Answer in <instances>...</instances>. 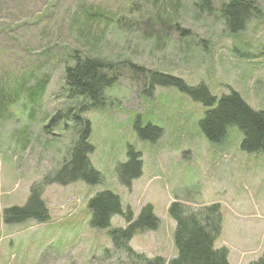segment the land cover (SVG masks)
I'll return each instance as SVG.
<instances>
[{"label": "rangeland", "instance_id": "1", "mask_svg": "<svg viewBox=\"0 0 264 264\" xmlns=\"http://www.w3.org/2000/svg\"><path fill=\"white\" fill-rule=\"evenodd\" d=\"M196 1L0 0V264H130L113 250L109 234L125 227L123 217L113 215L109 229L90 224L88 201L102 191L116 194L134 217L152 206L157 228L128 243L149 258L177 255L175 221L168 215L174 200L218 205L214 247L227 249L228 264L262 255L264 151H243L235 126L221 142H209L199 128L202 104L174 86L150 91L146 75L130 76L126 67L129 62L191 87L203 84L216 99L234 91L264 111V0H255L261 16L233 34L216 12L227 0H213L212 16L198 12ZM183 30L191 36L183 38ZM72 49L124 67L104 92L107 104L84 113L93 146L88 158L101 182L43 185L49 218L5 224L4 209L24 206L31 187L60 167L74 141L71 121L66 128L50 124L66 104L62 77ZM148 125L160 129L159 138L150 139L152 130L148 138L139 136L137 129ZM128 146L141 153L142 168L125 187L115 168L127 161Z\"/></svg>", "mask_w": 264, "mask_h": 264}, {"label": "trees", "instance_id": "2", "mask_svg": "<svg viewBox=\"0 0 264 264\" xmlns=\"http://www.w3.org/2000/svg\"><path fill=\"white\" fill-rule=\"evenodd\" d=\"M194 5L199 9L198 12L213 15V0H197ZM216 12L231 34L243 30L251 18L261 16L255 0H227L216 7ZM182 34L183 38L191 36L187 30H183ZM67 56L69 59L64 65L62 77V91L66 104L52 116L50 124L61 122L63 128H66L71 121L74 141L60 167L52 173L49 172L43 181L31 187L28 202L24 206L4 209L1 217L5 224L21 223L28 219L43 222L49 218L48 210L41 199L43 185L50 183L65 185L79 180L88 184L101 182V174L92 167L88 158L93 146L89 142L90 123L84 117V113L103 108L107 104L104 92L118 83L123 64L90 56L78 49H72ZM126 67L130 76H137L142 71L146 75L145 79L149 81L150 91L155 85L174 86L188 94L192 100L202 104L205 112L199 121V128L209 142H221L227 129L235 126L243 135L241 142L243 151H264V111L249 107L238 93L231 91L228 95L216 99L203 84L191 87L179 77L143 69L129 62ZM42 81L44 86L46 80ZM43 86H38L37 89L42 92ZM37 94L33 92L31 99ZM150 130L156 132L150 139L159 138L160 129L151 125L137 129V132L140 137L148 138L147 132ZM126 155L127 161L118 164L115 171L120 184L130 187L132 180L141 174L142 160L141 153L131 146H128ZM88 206L92 214L90 224L96 228L109 229L113 215L123 217L125 227L110 228L109 234L113 250L124 252L130 264H228L227 249L214 247V241L221 230V214L216 204L190 207L179 200L169 204L168 215L175 221L173 241L177 250L176 257L170 260L158 256L149 258L135 252L128 245L135 234L157 228L159 220L154 215L151 205L142 206L137 217H134L130 208L122 210L116 194L102 191L89 199ZM108 254L107 250L106 256ZM249 264H264V249L262 255Z\"/></svg>", "mask_w": 264, "mask_h": 264}, {"label": "bare ground", "instance_id": "3", "mask_svg": "<svg viewBox=\"0 0 264 264\" xmlns=\"http://www.w3.org/2000/svg\"><path fill=\"white\" fill-rule=\"evenodd\" d=\"M139 80V79H138Z\"/></svg>", "mask_w": 264, "mask_h": 264}]
</instances>
